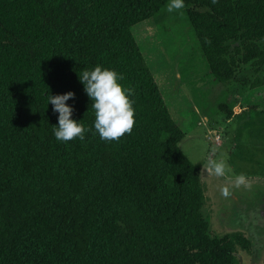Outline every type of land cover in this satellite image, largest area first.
I'll return each instance as SVG.
<instances>
[{"label":"trees","instance_id":"1","mask_svg":"<svg viewBox=\"0 0 264 264\" xmlns=\"http://www.w3.org/2000/svg\"><path fill=\"white\" fill-rule=\"evenodd\" d=\"M169 2L0 0V264H241L238 249L251 253L243 233L213 235L185 133L131 35ZM183 4L215 82L264 67V0ZM96 66L132 90L135 124L118 142L99 139L78 79ZM69 91L88 131L64 143L46 96Z\"/></svg>","mask_w":264,"mask_h":264},{"label":"rangeland","instance_id":"2","mask_svg":"<svg viewBox=\"0 0 264 264\" xmlns=\"http://www.w3.org/2000/svg\"><path fill=\"white\" fill-rule=\"evenodd\" d=\"M168 4L132 27L131 35L173 121L185 133L178 147L200 171L203 212L213 235L243 233L252 247L249 254L238 249L241 264H264V87H250L264 77V67L243 66L230 84H218L184 9L170 13ZM235 107L247 110L229 119ZM210 132L219 136V145ZM210 162H222L223 175L210 171Z\"/></svg>","mask_w":264,"mask_h":264},{"label":"clouds","instance_id":"3","mask_svg":"<svg viewBox=\"0 0 264 264\" xmlns=\"http://www.w3.org/2000/svg\"><path fill=\"white\" fill-rule=\"evenodd\" d=\"M183 0H170L168 12L183 8ZM83 90L91 101L94 112L93 128L99 139L104 142H118L125 134H130L135 124L134 101L130 99L132 90L124 87L119 81L123 76L109 68L96 66L91 70H83L78 76ZM47 105H52V111L57 115L58 124L52 126L55 139L67 143L73 139L85 140L88 129L72 119L73 107L66 102L75 99L71 91L62 95H47ZM210 171L217 176L223 175L222 162H210ZM237 182H243V177H237Z\"/></svg>","mask_w":264,"mask_h":264},{"label":"crops","instance_id":"4","mask_svg":"<svg viewBox=\"0 0 264 264\" xmlns=\"http://www.w3.org/2000/svg\"><path fill=\"white\" fill-rule=\"evenodd\" d=\"M234 112H233V114L231 115V117H229V119L230 118H233V117H237L238 115H240L242 112H244L245 110H247L246 109V107H244L243 109H240L239 107H235L234 108ZM253 110V109H252ZM256 111H258V110H256ZM243 114V113H242ZM208 122V121H207ZM220 144V143H219ZM201 182H202V180H201ZM203 184V183H202Z\"/></svg>","mask_w":264,"mask_h":264},{"label":"built area","instance_id":"5","mask_svg":"<svg viewBox=\"0 0 264 264\" xmlns=\"http://www.w3.org/2000/svg\"><path fill=\"white\" fill-rule=\"evenodd\" d=\"M209 134L213 136V141H214V143H215L216 145H219V143H220V138H219V136H218L217 134H215L214 132H210Z\"/></svg>","mask_w":264,"mask_h":264}]
</instances>
